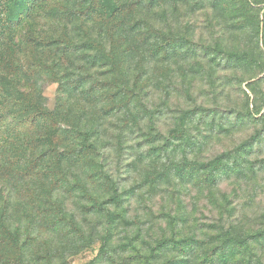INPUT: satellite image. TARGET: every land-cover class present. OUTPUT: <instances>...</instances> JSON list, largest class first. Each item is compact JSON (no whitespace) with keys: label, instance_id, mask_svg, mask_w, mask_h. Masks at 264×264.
Segmentation results:
<instances>
[{"label":"rangeland","instance_id":"rangeland-1","mask_svg":"<svg viewBox=\"0 0 264 264\" xmlns=\"http://www.w3.org/2000/svg\"><path fill=\"white\" fill-rule=\"evenodd\" d=\"M99 1L14 30L25 7L0 0V264H186L194 233L198 256L246 239L264 264V0ZM25 93L56 116L21 119ZM185 158L222 180L187 183Z\"/></svg>","mask_w":264,"mask_h":264},{"label":"trees","instance_id":"trees-1","mask_svg":"<svg viewBox=\"0 0 264 264\" xmlns=\"http://www.w3.org/2000/svg\"><path fill=\"white\" fill-rule=\"evenodd\" d=\"M54 1L55 0H8L9 3L14 2L15 4L17 2L18 4L19 2V4H23L25 7V12H22V10L17 13L11 12L7 16L6 20L9 22V26H11L12 29L14 30L22 29L24 26L29 25L31 20L35 18V13L40 8V6L42 5L44 6V4L49 5L53 3ZM62 1L65 4V5L62 4L64 8L65 7L67 8V6H70V5H72L74 8L71 11L66 9V14L68 15L67 19L69 23H76V22L92 23V22L97 21L94 17L98 13V8L100 5L99 0H91V2L90 0H62ZM124 9H125V5L123 4V2L120 1L117 4V6L114 7V9L110 10L109 12V15H110L109 18L112 19V21H116V23H118L117 25L114 24V27L109 34L110 36H108L111 38L112 42L115 41V38H116L115 36H116V33L118 32L117 27L121 23L119 22V17L121 18L123 16ZM1 11H3V8L2 10L0 8V12ZM1 20L2 19H0V21ZM30 36L32 37L31 44L35 45V47L40 45V41H38L35 38L33 33ZM21 96H23V100L22 99L21 100L23 101V103H25V105H27L26 110L22 112L23 114L21 116V119H30L31 117L33 118L34 122H48L56 116L54 112H50L40 107L39 105H37L29 93L21 94ZM42 145L43 144H39L38 147L42 149L43 151L44 147ZM50 153L52 152H48V151L45 152L41 158V161L35 160L34 166L36 168H39L41 166V163L43 164L46 162V160L51 159ZM31 160H34V159L32 158ZM188 161L189 160L185 158L179 164V167H178V173H179L178 175H180L182 179L187 178L188 180L187 183L192 184V183H199L203 181L202 183L211 182L212 184H214L216 181L222 180V178H219V176L216 175L215 167H214L216 165L219 167L220 165H222L223 160L221 158L212 162L211 165L214 167L212 170V174L207 173L202 178H200L199 176L197 177V175L193 174L192 162H188ZM55 162H56V167L61 170L63 168L62 161L60 159H57V161ZM208 167L209 165H206L205 169L203 170H206ZM45 168H48V166H45ZM223 176H220V177H223ZM48 177H49V174H48ZM103 179H105V182L110 181L108 177L103 178ZM62 181H63V184H72L70 182V178L66 176L63 178V180L59 182L61 183ZM82 191H84V195H89L87 183L86 185H84V189ZM111 191L113 192V194L111 196L110 201H112L114 204H119L121 199L119 198L120 196L118 195L117 188L114 185H112ZM94 201H95L94 204L97 205L98 202L96 201V199ZM197 240H198V236L197 234L195 235L194 233L192 234V238L179 240L180 242L178 240L172 242L173 249L179 248L180 251L185 252L184 253L185 259H183V261L180 263L190 264L192 262V264H195V263L201 262L205 264H254L255 254L253 251L249 252L250 250L249 242L246 239H243L241 241H238V239H230L229 241L220 242L221 244V245L219 244L220 247L217 246L210 253L205 252L199 256L196 253L198 250H201V248H203L202 247L203 245L199 244ZM170 244L171 243H167L166 241L164 243L162 242L160 246H163V250L166 251L167 247H169ZM241 249H244V251H242L244 255L242 260L239 259V253Z\"/></svg>","mask_w":264,"mask_h":264}]
</instances>
